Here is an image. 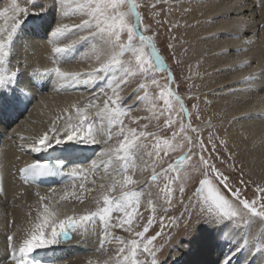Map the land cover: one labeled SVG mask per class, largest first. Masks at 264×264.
Segmentation results:
<instances>
[{
    "label": "snow or ice",
    "instance_id": "6c2138e0",
    "mask_svg": "<svg viewBox=\"0 0 264 264\" xmlns=\"http://www.w3.org/2000/svg\"><path fill=\"white\" fill-rule=\"evenodd\" d=\"M37 11H30L29 7L22 6L20 0H0V98L19 101L25 93L14 87L18 85V70L10 67L11 57L14 53L15 40L19 36L25 18L39 16L49 9L55 11L59 17H67L70 13H79L83 18L78 24L57 23L47 32L51 52L56 66L34 70L33 78L55 76L62 87L71 89L79 86H91L103 84L101 95H106L104 88H110L112 95L104 100L103 107L92 104L91 101L84 106L73 104L75 116H66L53 120L48 131H45L34 141V147L30 151L47 152L56 150L59 146L69 144L105 145L92 160L87 169L80 167L69 169V162L64 157H56L52 160L35 159L19 169L26 182H31L40 177L71 176L73 179H87L88 173H94L103 168L105 174L111 170L112 182L107 186L99 185L100 195L95 197L94 210L85 208L83 214H77L73 209L72 215H67L58 207H50L43 204V211L38 221L26 230L27 235L19 243L13 244V236L8 235V247L11 250L9 259L12 264H43L39 258V252L49 250L71 239V233L83 228L88 231V225H95L99 220L102 232L99 235V245L103 250L106 244L115 242L117 245L114 256H110L105 264H164L159 258V253L165 246L170 249L178 248L180 242H176L172 235H168L164 242L157 246L156 241L161 237L164 229V216H160L161 231L149 234V230L155 223V213H165L173 210L178 204L183 207L179 218L168 216L169 223L178 226L180 219H185V214L191 211L192 200L200 206L201 212L207 214L210 223L220 229L228 226L239 228L241 224L250 226L256 220L264 224V195L257 199L249 200L241 191V188H233L230 177L225 175L213 160L212 152L216 149L215 133L208 132L207 142L203 137V129L194 125L201 120L199 104L195 103L190 111L185 105L184 99L171 85L175 77L166 66L163 56L155 43V37L146 35L147 29L143 23V16L139 10L141 5L137 0H81L74 8L67 5V0H51L50 5L37 4L36 0H25ZM264 3V0H261ZM155 10L156 5L151 6ZM158 14V13H157ZM86 33V34H81ZM75 36V39H70ZM126 37V39L124 38ZM61 40H68L61 43ZM90 46V53H85V58H93L96 67L89 70L69 71L59 66L61 61L76 59L80 50ZM171 48L172 45L169 44ZM248 64L247 60L241 61L239 67ZM155 72H167L169 84L166 85L167 93L163 90L158 97H149L146 88L149 75ZM140 74L145 78V83L140 84V90L145 92L142 97H137L133 105L125 106L120 90L128 83V77ZM264 76V73H261ZM114 77L115 79H110ZM256 80L255 74L240 76L237 83H244L251 90ZM118 81V82H117ZM151 84L159 87L156 79ZM135 94V90L131 95ZM198 100V97H192ZM147 101L148 110L159 121L164 117V127L171 129V136H160L158 132L147 131L148 124H144L138 130L135 127L125 125L124 118L129 116L135 103ZM158 101L163 102L164 108L156 114ZM176 104L179 105L177 110ZM95 109V112H92ZM68 112L69 109H64ZM175 114V118H174ZM259 115V113L257 114ZM141 119L134 117L131 123H139ZM59 121V123H58ZM62 125V126H61ZM178 126V130H177ZM208 127H211L208 122ZM116 129L113 132V129ZM159 128V124H157ZM51 133V135H50ZM101 137V138H98ZM116 137V143H110ZM122 137V138H121ZM151 138L154 143H144ZM221 143H225L221 141ZM211 145V149H209ZM179 155L175 160L167 162L164 167L165 157L172 154ZM147 157L151 161L152 175L145 181H137L129 172H135L139 165L137 160L145 161ZM195 158V163H193ZM160 170L156 171L157 165ZM147 162L141 168H146ZM193 173H199L202 178L191 197H188V205H185V194L188 182L193 178ZM119 176L120 179H116ZM163 179L162 188L157 192H149L146 207L153 214L148 215L146 223L141 225L144 217L139 211L141 201L145 195L144 186H150L154 182ZM95 184V180L92 181ZM244 185V181H239ZM137 185H141L137 187ZM77 187L73 185V188ZM82 193L95 191L86 189L84 183L78 186ZM119 190V195L113 196L112 192ZM4 191L3 175L0 173V193ZM258 193H264V187L257 188ZM177 193L179 194L177 197ZM227 193V195L225 194ZM69 196L83 204V194L65 192L60 200H66ZM41 201L45 197L40 198ZM166 205V206H165ZM113 213L119 215L113 216ZM187 222V221H186ZM119 228L128 233V237L117 236L113 230ZM187 235V234H186ZM264 235V232L261 233ZM189 240L185 247H189ZM246 243V242H245ZM243 250L238 246L234 252L226 255L220 264H232L236 253ZM171 253H169L170 255ZM175 261V260H174Z\"/></svg>",
    "mask_w": 264,
    "mask_h": 264
},
{
    "label": "bare ground",
    "instance_id": "6f19581e",
    "mask_svg": "<svg viewBox=\"0 0 264 264\" xmlns=\"http://www.w3.org/2000/svg\"><path fill=\"white\" fill-rule=\"evenodd\" d=\"M170 1L174 4L176 23L183 28L182 38L190 49L188 60L194 63L193 71L198 73V84L208 97L209 110L213 116L210 124L216 127L235 158L245 163L249 174L264 184V76L261 75L264 73V3L261 0ZM63 22L52 9L39 16H29L25 18L15 40L10 67L19 72V83L14 87L25 94L19 101L0 98V111L9 114L8 122L1 128V133L6 137L0 146V167L4 180L3 197L0 194V264H12L7 236L12 235L13 244L18 246L27 235L26 230L38 221L43 204L58 207L67 215H72L73 209L77 214H83L85 208L95 209L94 198L100 195L99 185L103 183L107 188L113 179L111 171L105 174L103 168L88 173L87 179L77 178L52 188L20 186L13 178L14 171L34 160L30 149L34 147L35 139L49 130L52 121L75 116V109L71 107L73 104L84 106L91 101L103 107L104 97L98 94L103 84L65 90L54 75L42 78L32 76L34 70L43 72L56 66L47 32L51 25L54 27ZM60 42L67 43L68 40ZM84 50H80L81 54L76 59L61 61L59 66L69 71L96 67L91 62L94 57L89 59L84 56L90 50ZM244 60L248 64L239 67V63ZM249 74L256 75L251 90L246 84L237 83L240 76ZM38 84H41V88ZM64 109L69 111L65 112ZM102 148V144L63 145L58 147L63 152L53 154V157L66 158L73 152L67 169H87L91 161L97 159ZM81 183L86 189L95 191L82 193L78 187ZM73 185L77 187L73 188ZM118 191L116 195H119ZM65 192L83 194L84 203H79L75 196L60 200ZM41 197L46 199L41 201ZM97 221L95 225H98ZM255 222L258 226L263 225L259 220ZM95 225H88L87 232L83 228L78 229L73 232L70 241L51 248L54 261L48 264H105L110 256H114L108 251L113 249L111 246H115V242L108 244V251L106 248L102 250L99 245L102 231L98 232ZM258 238L250 236L249 226L235 229L231 226L225 229L215 225L200 226L195 228L191 236L177 239L180 246L172 249L163 262L220 264L226 255L234 252L238 246H243V250L233 257L232 264H264V255L257 249ZM189 240L192 241L191 245L185 247Z\"/></svg>",
    "mask_w": 264,
    "mask_h": 264
},
{
    "label": "rangeland",
    "instance_id": "374dc122",
    "mask_svg": "<svg viewBox=\"0 0 264 264\" xmlns=\"http://www.w3.org/2000/svg\"><path fill=\"white\" fill-rule=\"evenodd\" d=\"M22 6L29 7V10L33 9L31 4L26 3L25 0H20ZM81 0H67V5L70 8H74L77 3H80ZM37 4H51V0H36ZM137 3L141 5L140 11L143 16V23L147 31L145 32L146 35L154 36L155 43L157 48L160 51V54L163 56L166 66L171 70L172 76L175 77L174 81L171 82L172 88L179 93V95L184 99L185 105L189 108L190 111L195 113V110L192 108V105L195 103L199 104L200 108V116L201 120L196 121L195 115L193 116V123L194 125H199L203 129V137L207 142L208 132L212 131L215 133V144L216 149L212 152L213 160L216 163L217 168H219L225 175L230 177L229 183L233 188H241V191L245 197L249 200L257 199L260 195H264V193H258V187H264V184L257 180L255 177L249 174L246 169L245 163L240 160L238 161L235 158L234 152L229 150L225 143H221L223 139L219 134L218 130L214 125L208 127V122L211 123L212 121V113L209 110V102L208 97L206 96L205 92L198 84L197 71H193L194 63H190L188 60V49L189 46L185 44V40L182 38L183 28L178 26L176 23V14L174 13V4L170 0H137ZM152 5H156L155 10L152 9ZM38 9V8H37ZM158 13V14H157ZM63 19V23L68 24H78L80 23L81 19L83 18L79 13H70L67 17H61ZM86 34V33H81ZM126 39V37H124ZM169 44L172 47H169ZM84 51L90 50L89 47H85ZM190 50V49H189ZM92 64H96L95 61ZM191 64V65H190ZM98 66V65H97ZM167 72H155V75H149L147 80V88L146 91L149 97H158L160 92L163 90L167 93L166 85L169 84V80ZM197 78V79H196ZM110 79H115L114 77H110ZM156 79L159 82V87L152 85L151 80ZM118 82V81H117ZM145 83V78L140 74H136L133 76L128 77V83L123 86L120 90L119 95L123 98V104L125 106L133 105L136 102L137 97H142L145 95V92L140 90L139 85ZM101 89V88H100ZM98 89V91H100ZM135 90V94L131 95ZM105 93L107 96L112 95L110 88H104ZM100 95V92L98 93ZM106 95H103L104 100L107 98ZM192 97H198L199 99H192ZM149 104L147 101H141L135 103V106L132 108V111L129 116L124 118L125 125L130 127H135L138 130L141 128L142 125L148 124L147 131L149 132H158V134L162 137L164 136H171L172 130L164 127V117H160L159 121L153 116L152 112L148 110ZM164 108L163 102L158 101L156 105V114L159 115L160 110ZM177 110L179 109V105L176 104ZM134 117H142L151 119H141L139 123H131V119ZM175 118V114H174ZM157 124H159V128H157ZM178 130V126H177ZM116 129H113L115 132ZM221 139H220V138ZM122 138V137H121ZM116 137L110 142L112 144L116 143ZM144 143L151 145L154 141L149 138L144 140ZM105 147V145H103ZM209 149H211V145H209ZM179 155V151L177 153L172 154L170 157H165V164L164 167L167 166V162L170 160H175L176 157ZM145 162H147V167L144 168L142 171L141 168L144 166ZM193 163H195V158H193ZM137 164L139 167L135 170V172H129V174L133 175V178L137 181H145L152 175V167L151 161L145 158V161L137 160ZM160 170V165L158 164L156 167V171ZM111 171V170H110ZM202 176L199 173H193V178L188 182L187 191L185 194V205H188V197L192 196V193L195 191L196 187L199 184V179ZM116 179H120L119 176ZM243 180L245 183L241 185L239 183L240 180ZM164 184L163 179L154 182L150 186H144L143 192L145 193L142 201L141 207L139 211L142 213L144 220L138 221L141 227L138 230H142V224L146 223V219L148 215H152L153 213L147 209L146 203L149 198H153L154 194L157 192L158 187L162 188ZM140 187L139 185H137ZM151 192L153 197L148 196L147 194ZM117 192H112L111 195L116 196ZM119 194V191H118ZM227 195V193H225ZM177 193V197H178ZM192 207L190 214H185V219H180L178 222V226H173L169 223L167 217L168 216H175L177 218L180 217L181 212H183V207L180 205H176L173 210L165 213L163 211H158L155 213V223L153 224L152 228L149 230V234H155L156 231H161L160 228V216H164V229L162 231L161 237L157 238L156 244L159 246L161 243L164 242V239L168 235H172L174 240L182 239L185 237L191 236L195 228L198 227H209L213 226L210 223L209 219H207V214L201 212L200 206L196 203L195 199L192 200ZM166 206V205H165ZM119 215V213H113V216ZM187 221V222H186ZM98 225H95L98 232L102 231V227L100 223L97 221ZM207 224V225H206ZM205 225V226H204ZM263 226V227H261ZM256 224L253 222L250 226V236L253 238L259 237L257 242V249L261 251L264 255V235L261 236V233L264 232V224L263 225ZM240 227H244L241 224ZM114 234L117 236H125L128 237V233L124 232L121 229H115ZM187 234V235H186ZM261 239V241H260ZM113 243L109 244L112 245ZM111 246L113 249L108 251V244L105 245L106 251L109 254H115L117 245ZM259 245V246H258ZM172 249L168 246H165L163 250L158 254L161 261L169 255Z\"/></svg>",
    "mask_w": 264,
    "mask_h": 264
},
{
    "label": "water",
    "instance_id": "95a60500",
    "mask_svg": "<svg viewBox=\"0 0 264 264\" xmlns=\"http://www.w3.org/2000/svg\"><path fill=\"white\" fill-rule=\"evenodd\" d=\"M72 238H73V232L71 233V239H72ZM71 239H70V240H71ZM70 240H68V241H70ZM68 241H66V242H68ZM64 243H65V242H64ZM59 246H60V245H59ZM59 246H55V247L57 248V247H59Z\"/></svg>",
    "mask_w": 264,
    "mask_h": 264
}]
</instances>
